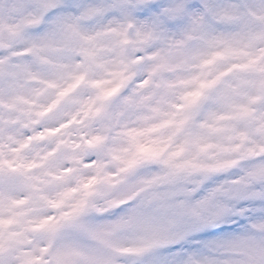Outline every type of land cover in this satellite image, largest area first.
Segmentation results:
<instances>
[{
	"label": "clouds",
	"instance_id": "obj_1",
	"mask_svg": "<svg viewBox=\"0 0 264 264\" xmlns=\"http://www.w3.org/2000/svg\"><path fill=\"white\" fill-rule=\"evenodd\" d=\"M0 264H264V0H0Z\"/></svg>",
	"mask_w": 264,
	"mask_h": 264
}]
</instances>
